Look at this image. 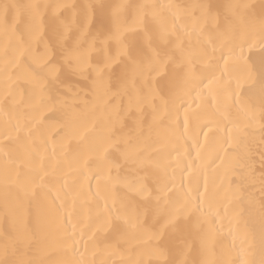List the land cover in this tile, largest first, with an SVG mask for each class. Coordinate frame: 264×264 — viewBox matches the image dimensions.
<instances>
[{"label": "snow or ice", "instance_id": "snow-or-ice-1", "mask_svg": "<svg viewBox=\"0 0 264 264\" xmlns=\"http://www.w3.org/2000/svg\"><path fill=\"white\" fill-rule=\"evenodd\" d=\"M27 7L33 24L25 41L17 34L19 9L10 20L9 5H0V115L5 117L0 184L6 193H14L0 209L14 233L13 240L0 245V264H6L9 247L17 251L16 245L20 251L14 264H93L86 257L97 233L115 235L105 248V255L114 258L112 264L117 257L122 264H188V235L199 233L200 246L207 250L215 231L210 217H219L211 206L202 211L204 193L199 187L184 191V181L204 166L196 163L203 161L205 148L200 136L206 143L210 132H221L212 162L226 172L240 168L248 183L264 186V173L256 175L255 137L249 133L258 126L264 145V15L246 19L238 11L241 6L228 3L221 26V13L213 11L211 3L194 6L199 16L181 4L145 3L126 22V5L121 3L107 16L101 12L98 20L90 14L75 38L61 21L63 30L55 44L43 40L41 45L40 5ZM64 7L54 6L53 15L59 17ZM36 45H41L38 52ZM254 50L262 54L259 70L251 60ZM79 81L89 88L82 89ZM21 82L28 86L27 100ZM246 87L257 89L259 106L245 96ZM130 118L133 127L122 131ZM194 120L199 121L196 137L189 135ZM184 137L191 140L195 156L186 159L177 175L181 154L176 142ZM261 161L264 167V154ZM122 169L136 179L129 182ZM74 175L95 180V192L87 193L95 201L94 216L86 224L73 222L79 194L72 196L73 207L68 206ZM204 187L206 192V181ZM121 189L126 199L120 197ZM177 191H183L182 199L172 198ZM136 201L155 203L150 227L147 210L137 212ZM33 204L66 213L72 235L79 231L75 243L83 242L78 260L55 258L44 246L40 213L34 228L29 223ZM82 210L83 204L81 215ZM196 212L199 216L192 221ZM122 242L128 244L126 249L120 247ZM34 244L36 255L29 256ZM134 247L139 251L133 258ZM180 247L179 259L172 261V250Z\"/></svg>", "mask_w": 264, "mask_h": 264}, {"label": "bare ground", "instance_id": "bare-ground-1", "mask_svg": "<svg viewBox=\"0 0 264 264\" xmlns=\"http://www.w3.org/2000/svg\"><path fill=\"white\" fill-rule=\"evenodd\" d=\"M7 3L9 5V19L15 15L17 8L20 11L19 22L17 24V34L25 41L28 40V30L33 24L31 17V10L27 7L30 3H38L42 15V27L44 30L43 40L55 44L57 36L62 32V24H67L71 29V37L75 38L81 28L84 27L86 20L92 13L96 14L97 20L100 13L103 12L105 16L109 14L112 6L117 4H125L126 8L123 11L122 18L126 22H130L136 7L145 3H176L185 7H190L193 16H199L200 10L195 5L211 3L216 6L213 11L221 13V26L224 24V5L228 3L241 6L240 11L246 19L258 20L261 15H264V0H0V5ZM12 5H16L13 8ZM57 5H66L61 9L59 17L53 15V8ZM247 6V7H243ZM191 17L186 18L184 23L190 22ZM2 23V21H0ZM149 30L153 33L156 32L154 25L149 23ZM95 25H93V31ZM209 30L211 26H209ZM54 31L56 35H54ZM13 46L16 40H13ZM41 45H36L35 50H41ZM11 54V53H9ZM262 54L259 50H254L251 54L253 65L259 70L261 65ZM82 89H88L89 86L84 81H79ZM115 83L113 87H115ZM24 91L25 99L28 97V86L22 82L19 85ZM166 95V93H162ZM244 94L250 98L251 102L259 106L258 91L255 87L245 88ZM80 95L85 96V91H81ZM91 100V96L86 97ZM115 102V99L114 101ZM123 104L124 101L121 100ZM6 109L11 114L12 108L10 105ZM145 112H150L145 109ZM135 115V114H133ZM147 119V117H146ZM167 123V120H165ZM5 125V117L0 115V131L3 130ZM133 127L132 119L126 121V126L122 130L128 132ZM207 131V129H205ZM249 133L255 137V148L252 159L256 165V175L260 176L264 173L262 167L261 154H264V145L260 144L261 130L257 126L256 129H250ZM199 134V121L194 120L190 125L189 135L196 137ZM180 135V133H178ZM222 136L219 131L209 133V139L205 143L204 137L200 136L201 144L205 145L203 151V161H196L197 165L203 162V167L198 173H194L192 177L184 181V191L190 186L193 189L199 187L201 192L204 193V205L202 211L207 213L209 206L213 212H218L219 217L212 215L210 223L214 226L215 231L211 234L207 250L200 246V234L190 233L187 240L191 242V251L188 253V264H201L204 259L211 261V264H264V186L259 182L253 184L248 183L242 176V170L237 168L234 172H226L224 168H217L212 162V158L217 150V144ZM20 143H23L21 138ZM177 150L181 154L180 163L177 167V175L180 169L186 163V159L195 156V151L192 150L191 140L186 137L179 139L177 142ZM14 151L18 150V146L13 144L11 146ZM223 154V153H221ZM175 156V153L173 154ZM2 164V162H0ZM219 164V161H217ZM26 171V170H22ZM121 175H127L129 182H133L136 177L133 173L127 172L125 169L121 170ZM205 181L207 182V191L205 192ZM72 185V195L68 197V206L72 208V196L79 194L80 199L77 201L75 210L73 211V222L79 219L82 223L86 224L90 216H94L95 201L87 195L89 189L95 192V180L93 178L85 179V176L74 175L70 178ZM62 183V181H61ZM176 188L180 189V181L177 178ZM14 193L4 191L3 185L0 184V209H2L5 198L11 199ZM120 197L127 198L126 192L121 189ZM173 199L183 198V191H177L172 194ZM81 204L83 210L81 215ZM133 206V205H130ZM135 210L139 213H148L147 227L151 226L152 212L155 207L154 202L147 204L136 201L134 204ZM199 207V206H198ZM40 213L41 220L44 226V239L43 244L45 247L52 250L55 258L66 259L68 261H75L79 259V251H83V242L77 244L75 240H80L79 231L76 236L72 235L71 225L67 222L66 213L61 210L57 211L55 208L50 209L47 205H43L39 209L33 204L30 207L29 223L31 227H35V217ZM2 215V213H0ZM199 216V212L194 213L192 221H195ZM79 227V226H78ZM208 225H203L206 229ZM14 239V233L8 222L0 217V245L9 243ZM87 239V236L84 237ZM115 240V235L112 233H97L93 241L89 242V253L87 259L93 264H112L113 257L105 255L106 245L111 244ZM35 247L29 250V256H35ZM122 249H126L128 244L122 242L120 244ZM17 251H13L12 247L8 249V256L6 264H14L17 256L19 255L20 245H16ZM95 250V255L92 251ZM138 248H132L133 258ZM183 247L174 248L172 250L170 259L175 261L179 259ZM115 264H122L119 257L116 258ZM151 264V262H150Z\"/></svg>", "mask_w": 264, "mask_h": 264}]
</instances>
